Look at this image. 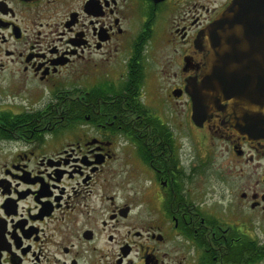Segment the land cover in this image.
Instances as JSON below:
<instances>
[{
    "label": "flooded vegetation",
    "instance_id": "flooded-vegetation-1",
    "mask_svg": "<svg viewBox=\"0 0 264 264\" xmlns=\"http://www.w3.org/2000/svg\"><path fill=\"white\" fill-rule=\"evenodd\" d=\"M232 0H0V264H264V140L192 90Z\"/></svg>",
    "mask_w": 264,
    "mask_h": 264
},
{
    "label": "water",
    "instance_id": "water-1",
    "mask_svg": "<svg viewBox=\"0 0 264 264\" xmlns=\"http://www.w3.org/2000/svg\"><path fill=\"white\" fill-rule=\"evenodd\" d=\"M208 52L191 94L198 125L214 112L248 140H264V0H232L204 31Z\"/></svg>",
    "mask_w": 264,
    "mask_h": 264
}]
</instances>
